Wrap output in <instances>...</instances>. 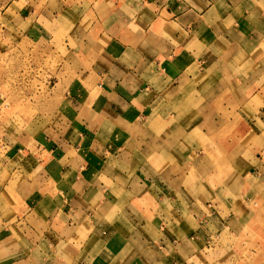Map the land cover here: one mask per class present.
Here are the masks:
<instances>
[{
	"label": "crops",
	"instance_id": "1",
	"mask_svg": "<svg viewBox=\"0 0 264 264\" xmlns=\"http://www.w3.org/2000/svg\"><path fill=\"white\" fill-rule=\"evenodd\" d=\"M3 6L67 53L0 135V264H264V0Z\"/></svg>",
	"mask_w": 264,
	"mask_h": 264
},
{
	"label": "rangeland",
	"instance_id": "2",
	"mask_svg": "<svg viewBox=\"0 0 264 264\" xmlns=\"http://www.w3.org/2000/svg\"><path fill=\"white\" fill-rule=\"evenodd\" d=\"M5 3L0 0V135L2 129L16 136L28 132L34 142L39 133L46 132L43 128L49 123L50 109L58 103L52 96L61 57L67 51L60 47V54L52 55L42 41L20 38V32L9 33L7 21L1 17ZM11 162L20 165L17 160Z\"/></svg>",
	"mask_w": 264,
	"mask_h": 264
}]
</instances>
